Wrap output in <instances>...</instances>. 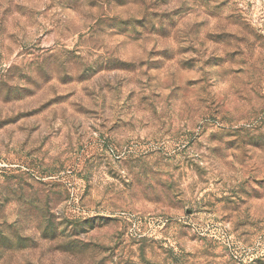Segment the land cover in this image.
I'll use <instances>...</instances> for the list:
<instances>
[{"label":"rangeland","instance_id":"obj_1","mask_svg":"<svg viewBox=\"0 0 264 264\" xmlns=\"http://www.w3.org/2000/svg\"><path fill=\"white\" fill-rule=\"evenodd\" d=\"M0 264H264V0H0Z\"/></svg>","mask_w":264,"mask_h":264}]
</instances>
